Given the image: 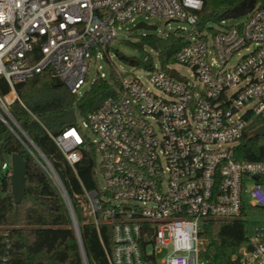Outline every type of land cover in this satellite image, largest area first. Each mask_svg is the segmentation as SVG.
I'll use <instances>...</instances> for the list:
<instances>
[{"label":"built area","instance_id":"2783aa9c","mask_svg":"<svg viewBox=\"0 0 264 264\" xmlns=\"http://www.w3.org/2000/svg\"><path fill=\"white\" fill-rule=\"evenodd\" d=\"M205 2L0 0V79L10 88L7 95L0 93V121L38 153L31 152L58 189L79 235L67 189L10 112L16 102L24 107L18 87L47 75L82 95L89 62L111 57L108 46L139 16L208 31L180 30L189 43L174 63L190 68L194 81L159 63L147 70L159 94L118 71L115 94L83 124L95 140L83 137L79 125L50 135L72 168L88 144L96 149L105 186L85 192L79 202L83 213L88 204L86 223L99 235L101 226L112 227V251L104 246L110 264H214L205 257V225L238 220L249 221L251 232L231 264H264V161L238 159L243 139L264 126V7L256 0L240 25L198 29ZM103 79L102 72L97 80ZM1 170L11 178V159ZM10 250L9 232L0 222V264H11Z\"/></svg>","mask_w":264,"mask_h":264},{"label":"trees","instance_id":"16d2710c","mask_svg":"<svg viewBox=\"0 0 264 264\" xmlns=\"http://www.w3.org/2000/svg\"><path fill=\"white\" fill-rule=\"evenodd\" d=\"M244 2L249 0H206L198 29L237 15ZM257 4L264 7V0H257ZM139 41L140 45L130 40L123 43L142 52L146 47L155 56L147 53V60L129 57L113 49L114 42L107 50L126 65L149 71L154 69L156 59L166 69L174 63L175 55L189 43L185 35L179 32L166 37L155 33L145 34L139 37ZM117 86L119 84L112 71L109 79L96 80L82 95L73 94L58 79L38 76L17 89L24 107L16 102L10 108L16 122L45 155L67 189L79 223V236L87 264H110L105 248L111 252L113 247L112 227L101 226L99 235L93 223H86L79 202L85 192L100 191L96 149L88 144L83 159L72 168L50 135L57 136L77 127V118L86 120L90 113L115 94ZM9 92L8 84L1 78V95ZM261 124V121L257 122L254 128ZM18 135L24 143L0 121V165L15 154L27 162L26 197L21 205H14L11 178L3 175L0 180V222L9 232L11 264H84L81 245L67 206L43 167L31 154L39 157L38 153L21 133L18 132ZM238 150L241 161H264V137L250 140L246 136ZM250 232L251 224L247 220L210 221L201 235L207 242L205 257L214 264H231L232 257L239 254L249 240Z\"/></svg>","mask_w":264,"mask_h":264},{"label":"rangeland","instance_id":"374dc122","mask_svg":"<svg viewBox=\"0 0 264 264\" xmlns=\"http://www.w3.org/2000/svg\"><path fill=\"white\" fill-rule=\"evenodd\" d=\"M250 16V12L248 11L245 14L239 15L238 17L234 16H229L224 18L221 22L219 23H211L208 24L206 27L215 29V30H221L224 27H232V26H237L240 25V23H244L248 20ZM138 22H146L148 25H156L157 26V31L154 32L158 36L161 37H166L171 33H176V32H181L180 30H185V31H200L201 34L205 33L207 34L208 31L205 29L203 30H197L195 27L191 25H187L186 23H181V22H170V24H167L168 22L163 19H158V18H146L144 16H139L136 18V23ZM223 22V23H222ZM135 23V24H136ZM133 23H129L127 25L122 26V28L119 30V38L117 41H115L112 44V48L115 50H120L122 51L125 55L129 57H134V58H139L141 60H147L148 54L150 53L152 57L155 56V53H153L150 49L144 47L145 52L140 51L139 49H133L127 47L123 41L124 40H130L132 43L135 45H140L139 37L141 35L145 34H150L145 31H132L133 27L135 26ZM111 57L108 55L107 61L102 59V60H95V58L92 59V61L89 62V82L86 84V87H84L83 91L85 92L87 89L91 87V84L94 80L99 79L100 74L103 72L106 74L107 79L110 78V73L111 71L114 72L115 78L118 81V71L124 75L125 79L130 81L133 79H136L137 77L140 78V80L145 83L148 87H150L154 93H159L156 89H153L149 83L150 79V72L147 70L141 69V68H134L131 66L126 65L125 63L121 62L120 60L116 59L114 56V53L111 52ZM155 65L159 67V62L156 59ZM100 67H102V70H100ZM171 69L176 70L180 75H182L186 80L194 81L193 79V71L181 64H171ZM79 126L82 128V135L83 137L88 138L90 141L95 140L96 137H94L92 131L90 128L85 129L83 127V124L85 122V119H82L81 117L77 118ZM10 161V159H9ZM98 171V180L100 186L103 188L105 186L104 179L100 171ZM4 175V172L1 170V165H0V180L2 176ZM88 204H85V208L88 210H85L84 212V217L85 220L88 221L89 217L87 216V213L89 212V206ZM259 220H262L260 218H257Z\"/></svg>","mask_w":264,"mask_h":264},{"label":"water","instance_id":"95a60500","mask_svg":"<svg viewBox=\"0 0 264 264\" xmlns=\"http://www.w3.org/2000/svg\"><path fill=\"white\" fill-rule=\"evenodd\" d=\"M255 2L256 0H249V2H244L240 6L239 13L235 16L238 17L239 15L245 14L247 10H251ZM136 30L145 31L150 34H153L154 32H156L157 26L156 25L150 26L145 22H139L132 29V31H136ZM171 76L175 78H179L175 72H172ZM260 137H264V126L259 127L255 131L251 132V134L249 135L250 140L257 139ZM11 171H12L11 186H12L14 205L19 206L23 203L26 197L27 162L17 154L13 155L11 157ZM71 220L73 227L76 231V234L78 236V241L80 242L81 245V250H82L81 252L84 255V251L82 248V241L80 240L77 223L75 222V220L73 219Z\"/></svg>","mask_w":264,"mask_h":264}]
</instances>
